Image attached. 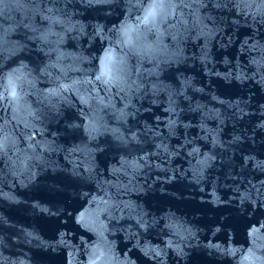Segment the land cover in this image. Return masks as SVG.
Returning <instances> with one entry per match:
<instances>
[{
	"label": "water",
	"instance_id": "1",
	"mask_svg": "<svg viewBox=\"0 0 264 264\" xmlns=\"http://www.w3.org/2000/svg\"><path fill=\"white\" fill-rule=\"evenodd\" d=\"M61 10L66 13L67 26L76 29L64 36L60 48L68 57L64 60L68 79H76L79 73L73 68L78 65L87 70L91 67L88 61L103 51L99 47L101 39L93 35L96 27L99 25L107 33L113 23H119L118 11L106 15L108 9L93 10L78 4L61 6ZM226 11L206 8L201 12V16L207 13L216 21L215 27L204 21L215 33L207 36L206 45L203 36L196 38L202 25H193L191 35L181 43L189 59L177 66L179 72L172 73L185 82L184 96L177 99V110L172 114L179 129L173 136H163V125L171 118L164 111L167 104L153 103L151 97L132 100V107L126 109L130 115L117 120L113 112L123 105L119 102L121 97L113 95L114 107L99 114L100 134L91 140L84 133L78 97L71 91L51 101L54 106L50 109L45 107L49 101L41 104L40 97L28 96L27 103L40 110L37 120L27 117L24 111H18L13 117L12 109H8V118L12 121L10 134L20 142L16 148H10L8 155L12 159L7 164L0 161V192L4 194V198H0V264H83L84 243L95 237L77 221L88 213L84 220L90 223L97 202L106 200L116 210L111 216L105 213L99 217V223L107 229L105 239L114 246L119 262L126 259L128 264H142L146 254L141 251V245L145 240L134 227V217L140 211L147 212L149 217L160 215L181 150L180 143L188 128L185 126L191 120ZM33 17L32 0H19L18 4L11 2L3 8L0 22L7 28L20 25L21 21L27 24ZM35 19V26L40 27L39 18ZM189 21L191 24V18ZM26 33L31 35L18 26L13 27L9 35L12 41L27 45L22 53L23 63L28 64L29 69L39 65L33 73V83L42 92L50 87L48 72L40 75V68L49 64L46 55L49 49L39 40H28ZM38 45L43 51L38 50ZM202 45L205 46L202 48ZM204 52L207 56L202 59ZM77 56L84 57L85 62L79 63ZM15 66L9 63V68ZM168 74L162 73V76ZM168 82L166 79L165 83ZM17 119L19 124H16ZM25 119L30 121L29 128L23 126ZM153 125H156L154 130L161 132L163 142L169 145L167 153L156 150L160 138L153 137L151 132L145 135ZM133 133L136 134L134 140ZM27 136H33L29 142L32 148L24 142ZM17 148L21 151L13 156ZM17 158L24 161L23 166ZM129 161L135 166H130ZM86 166L90 167V172H85Z\"/></svg>",
	"mask_w": 264,
	"mask_h": 264
},
{
	"label": "snow or ice",
	"instance_id": "2",
	"mask_svg": "<svg viewBox=\"0 0 264 264\" xmlns=\"http://www.w3.org/2000/svg\"><path fill=\"white\" fill-rule=\"evenodd\" d=\"M11 2L18 4L19 0H0V13ZM32 3L34 17L29 23L24 24L21 21L20 25L6 28L0 22V161L4 164L12 159L8 155L10 148H16L20 142L10 134L12 121L8 118V109H12L13 117L18 111H24L27 117L34 120L40 119V110L33 109L27 103V97L33 95L41 98V104L44 101H49L45 107L50 109L54 106L51 101L61 98L63 93L71 91L78 97L82 109L81 122L89 140L100 134L101 117L99 114L114 107L113 95L120 96L119 102L123 105L118 111L113 112L117 120L126 119L130 115L126 109L132 107V100L151 97L153 103L159 101L167 104L164 111L171 118L163 125V136H173L179 129L172 114L177 110V99L184 96L185 82L180 79L179 75L172 73L179 72L177 66H182L189 59L185 55L186 49L181 47V43L191 35L193 25L203 26L196 38L203 36L205 45L207 36L215 34L208 27V24L215 27V18L207 13L201 16V12L209 8L211 10H228L229 12L236 9L239 13L246 8L250 11L244 12V15H251L253 24L264 26V0H32ZM49 4L52 7H48ZM69 4H78L84 8L100 11L108 9L106 15L118 11L117 18L119 19V23H113L107 33H104L103 28L99 25L96 27L93 35L101 39L102 43L99 47L103 51L99 52L96 58L88 61L91 67L87 70L80 69L78 65L74 67L73 71L79 73V76L70 80L65 73L67 65L64 64V60L68 57L60 51L64 36L69 31L76 30L74 27L67 26L66 13L61 10V6L67 7ZM121 16L123 18H120ZM256 16H259L260 19L256 20ZM35 17L39 18L40 27L35 26L37 23ZM189 18H191V24ZM205 20L208 21V24L204 23ZM18 26H22L27 29L28 33H31V35L25 34L28 40H39L41 45L49 49L46 53L49 64L40 68V75L48 72L50 87L43 89L42 92L36 89L33 83V73L39 65L29 69L28 64L23 63L25 57L22 53L27 45L10 39L9 33L12 28ZM249 40L252 41L250 45L248 44ZM104 41L107 43L105 44ZM205 45H202V48ZM37 47L39 51H43L39 45ZM241 47L246 48L249 54L258 53V55H250L248 64L255 68L253 76H258L259 83L264 85V75H261L264 73V35L260 36L258 43L256 32H253V35L242 42ZM53 53H55L54 58ZM206 56L207 53L204 52L201 58ZM75 59L79 63L85 62L84 57L77 56ZM9 63L16 66L9 68ZM133 69L135 70L133 71ZM166 72L169 74L162 76V73ZM53 74H55L54 79L52 78ZM240 78L238 75L237 79ZM166 79L169 81L168 83H165ZM113 90L115 91L113 92ZM101 91L104 93L103 95L100 94ZM234 106L228 105L229 108ZM261 107L264 109V105ZM19 123L20 120L17 119L16 124ZM23 126L29 128L30 121L25 119ZM154 129H156V125L147 129L145 135L147 132H151L153 137L160 138L161 142L156 144V150L161 154L167 153L169 145L163 142L161 132ZM201 130L203 131L202 137L194 134L193 138L189 139L188 136H185L183 143H180L181 150L190 149L189 156L193 153L199 155V149L195 145L200 139H207L209 135H212V143L216 144L214 132L203 128V125H201ZM135 135L133 133V140ZM238 139V137H233L234 141ZM32 140L33 136H27L24 141L28 148H32V144L29 143ZM20 151L17 148L13 156H16ZM141 159L143 158L141 157ZM17 162L23 166V160L17 158ZM127 163L132 167L135 166L132 161ZM12 166L14 168L15 164ZM90 170V167H85V172H90ZM0 198H4L2 192H0ZM115 210L107 200L98 201L90 223L84 220V216L88 213L82 214L78 219L77 223L95 237L94 240L84 243L83 264H128L126 259L123 262L118 261L114 246L105 239L104 233L107 229L99 223L101 214L106 213L111 216ZM120 211H124V209H120ZM131 211L135 212V209ZM134 218L136 221L134 227L145 240L141 245V251L146 255L151 253L149 258L159 260L160 251L151 246L150 237L153 234L157 237L163 236L166 234V229L168 230L167 234L175 235V225L167 217H149L148 213L144 211L136 213ZM131 235L135 237L136 233ZM137 243H140L139 238H137ZM241 251L243 252V250ZM251 255L253 253L250 246L249 251L243 252V255L240 256V264H245ZM256 259L260 264H264V254Z\"/></svg>",
	"mask_w": 264,
	"mask_h": 264
}]
</instances>
